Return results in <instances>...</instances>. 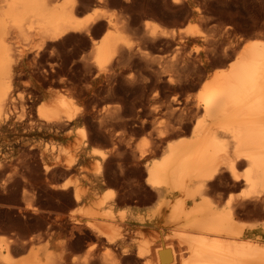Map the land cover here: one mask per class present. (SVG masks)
Returning <instances> with one entry per match:
<instances>
[{
    "label": "bare ground",
    "instance_id": "bare-ground-1",
    "mask_svg": "<svg viewBox=\"0 0 264 264\" xmlns=\"http://www.w3.org/2000/svg\"><path fill=\"white\" fill-rule=\"evenodd\" d=\"M96 1L107 2L108 0ZM84 2V0H0V176L4 177V184L8 180L12 181L11 179L17 175L20 176L22 182H28L30 179H34V176L30 178V175H34V171L37 169V165H35L36 169L34 168V170H32L30 167L32 165H30L31 163L26 156H24V153H20L21 155L19 154L17 157L15 156V150L10 147V140L7 137L9 132L13 131L18 135L16 136L17 138L23 136L22 139H24L25 135L33 133L52 135L53 132H59L65 126L70 125V123L75 122L79 118V114H77L78 112L76 111V108L74 109L75 106H73L74 101H72L74 92H70L71 88H76V85L74 86L73 82L72 84L70 83V91L62 87L64 88L63 90H66L64 93H56V96L57 94H60L53 102L50 100L52 99L51 97L49 99L50 103L48 102L47 104L39 106L36 115L33 114L35 116H31V109L28 111L26 117L22 116L23 114H21V116L20 114H15L17 106L15 97L17 88H19V85L21 84V77L28 73L32 76L34 83L30 81L33 83L31 86L32 90L30 91L34 95L39 93L43 86L40 79V72L37 69L38 67L30 66L31 68H28L29 65L26 64V60H28L27 52L25 51L26 48L24 49L19 44L21 47L16 49L15 44H18V42L23 39H35V41L45 44L44 46H47L48 48L52 44L50 41L54 42L58 39L62 40L73 31H84L87 33V31L92 28L93 24H97L100 19L106 18V24L103 25V27L106 26L104 33L99 38H91L92 42L90 41L92 44L91 47L93 48V63L100 69H103L113 56L115 57L117 55V62L122 63L126 60L131 61L130 58L133 54L138 55L136 52H139L141 57L144 58L149 65H152L156 61L158 66L154 69V74L159 76L160 74L162 76L165 72L167 73L168 70H170V65H177V61H174L173 59H168L167 61L169 63H166L163 59L156 58L155 55L154 57L150 56L147 47L157 46L164 38H167L165 41L171 44V41L175 40L178 36V40L175 41L176 43L173 49L176 56H178L180 54V49H182V44L184 43V34L182 35V33H185V31L182 29L176 30L174 28H167L154 20L147 19L144 21V24L142 23L144 32L142 31L143 34L136 38L137 42L135 45L137 46L134 48L129 36L130 34H128V32H130L128 31L130 26L127 21L120 17L121 13L118 15L119 12H108L104 8V10L97 8L92 12H87L85 15H80L81 10L83 11L86 4H84ZM93 4L95 6L97 3L94 2ZM106 5L108 6L107 3ZM87 6L88 5H86V7ZM99 6L101 7V5ZM89 7L91 6H88V8ZM119 11L121 12L122 10ZM127 16L129 17V15ZM94 28L96 29V26ZM133 32L135 33V30ZM195 32L194 29L187 30V34H194ZM258 35L256 34L255 36L247 38L236 51L233 60L228 63V66L219 68L204 79L195 95L187 96L183 101H180L175 97H171L168 100L166 109L170 114L177 117V123L180 124L183 119H190L191 121L194 118L192 125L191 123L188 125H191L190 136H180L176 140L171 142L168 141L163 147V155L156 159L152 157L154 160L149 159L151 156L149 157L150 152H148V149L138 148L140 150L136 149L138 151L136 152L137 154H132L134 159L132 162L129 160V164L132 163V166L129 165L130 167H128V169H131L132 174L139 172L141 175H145V182L143 181L145 184H141L138 187L144 190L145 194L148 195L147 198L138 197V202L141 204L143 201H150V199L156 197L158 198V201L153 207L143 210H132L131 214H129L130 212L128 213V215H130L129 219L128 217L126 218L123 211L122 213L118 211V213L115 206L118 199L121 198V195L118 194L119 192L116 194L114 192L105 191L104 193L99 194L98 187L102 181L106 180V174L103 173L98 174L97 176L94 174L96 177L84 182H78V180H76L77 183L72 184L69 183V181L57 186L61 189H67L71 186V203H76L75 205H77V203L82 204L79 211L75 212L72 210V212L70 211L71 213L69 217L67 216L68 219H70L69 221H71V227L69 243L68 241L67 243H63V247L66 250L65 258L62 257L64 259L62 261L63 264H91L97 254V252H95L96 250H93L99 249L96 246L100 247V245H105L111 250L118 248L122 255H128L131 249L126 246V236L131 232L133 233L135 229L142 230L146 227L164 228L166 229V236H161L160 243L153 238L157 243H144V245L141 243L142 246L137 247L139 248V250L137 249V256L144 258V264H264V226H260V232L252 234L251 232L255 231V223L245 224L242 219L239 220L238 218L240 212L245 210L249 213L253 211V214L255 212L257 215L264 211V35ZM168 38H170V40H168ZM65 40L64 42H66ZM144 42H148L147 45L143 46L142 44ZM62 44L64 45L63 41ZM162 48L163 47H161V49ZM135 49L138 51H135ZM185 54L180 56V60L178 58L179 62L185 67L188 65L191 66V64L197 62V59L191 57V54ZM137 55H135V57ZM198 57L200 58V56ZM34 60L36 59L34 58ZM122 64H120V66ZM190 66V69H194L193 66L192 68ZM85 67L86 66L84 65V68ZM189 68L186 69L189 70ZM173 69L175 68L173 67ZM86 71L87 68L85 72ZM172 77H174V74ZM63 79L66 80L65 78ZM68 79L69 78H67V80ZM64 82L62 81V83ZM26 83L29 84L27 81ZM111 83L107 82L106 84L107 91L109 92L115 89ZM79 92L81 91L79 90ZM108 93L106 95H108ZM46 94L51 96L52 91L49 90ZM76 94H78V92ZM23 110H25V108ZM172 127L174 128V126ZM184 127L186 128V126ZM178 133H181V131H177V134ZM118 137L122 138L120 135H118ZM128 143L130 142L128 141ZM127 148L129 149V146ZM48 151L45 146L40 152L39 160L42 162V173L49 176V174H52L54 170H57L56 168H59L60 165H62V167L64 166L67 171L73 168V162L62 163V161L57 158L58 156L52 163V157L49 155L50 151ZM117 151L118 150L116 149L115 152ZM36 153L38 154V152ZM151 153L155 154V152ZM28 154L32 157L35 155L34 152L30 151ZM128 156L129 155L127 154V159H129ZM127 159L125 161H127ZM122 162L119 161L118 163L120 170H123V168L126 167L123 166ZM103 165L104 167L106 166L104 163ZM18 166H21V168L24 166V170H20V167ZM112 167L114 168V165ZM103 170L105 171V168ZM103 170L102 172H104ZM126 171L128 172L127 169L125 170V173ZM92 174L93 173H91V176ZM37 175L38 174L35 171V176ZM39 177H41V175ZM134 177L133 179L129 178V181H132L130 183L138 181V179H134ZM35 178L38 179V176ZM44 178H42V182H47ZM229 178L236 182L233 184L245 187L249 191V194H247L249 196L246 195L241 198L223 199L222 196L219 195V188L221 184ZM21 180H15L17 186H20ZM31 182L33 181L31 180ZM48 182L47 185L49 186ZM49 183H52V179ZM52 185L53 187H56V185L51 184V188ZM133 185L134 184H132V186ZM230 185L231 184H229V186ZM7 186L10 187L9 185ZM8 187L7 191L3 193L6 194L7 192H10L9 196H7L14 197L17 194V190H10ZM123 187L121 189H123ZM27 191L28 189L24 185L22 188L23 199L26 198L27 193L30 192ZM123 191L126 194L124 192L122 194H124V196L127 195L125 198L128 199L136 193L134 187L128 186L127 190ZM246 198H249L250 200L252 199V203L249 204ZM120 200L122 201V199ZM14 201L13 203H15ZM136 202L137 201L135 200V203ZM31 203L32 202H28L24 208L28 209L32 207L34 211H36V207L30 205ZM20 208L22 207H19V209ZM38 211L39 210L37 209V212ZM15 223L16 222L14 221V225ZM247 229L250 230L251 234H248L249 232L246 231ZM76 231L78 233H76ZM82 232L95 239V242H93L88 237L90 241L96 245V248L93 250L89 249L87 252L84 251L86 254L83 256H76V250H80L83 245L81 246L80 243L74 242L82 236ZM161 233L164 235L163 232ZM32 240L31 238L21 240L20 244L23 243L22 249H28ZM15 242L16 241L13 238L11 240H5L0 236V264H52V253L47 249L40 250L34 248L30 250L26 256H16L14 254L16 247L13 248L11 244L13 243V245H15ZM18 247L20 246L18 245ZM111 250H109V252ZM105 254H107V252ZM105 254L103 252V254H100L102 256H97L101 258V260L111 263L114 260V255L111 256L108 253V255L105 256ZM129 256H126L125 259H128ZM98 257H96V259Z\"/></svg>",
    "mask_w": 264,
    "mask_h": 264
},
{
    "label": "rangeland",
    "instance_id": "rangeland-1",
    "mask_svg": "<svg viewBox=\"0 0 264 264\" xmlns=\"http://www.w3.org/2000/svg\"><path fill=\"white\" fill-rule=\"evenodd\" d=\"M84 1H85L84 4L86 3L85 7L86 5L91 7L88 8L87 6L86 10L84 7L83 11L86 13H84L81 10L80 15H85L87 14V12L88 13L92 12L94 9L97 8L101 10L105 9L108 12H116V13L119 12L118 15L121 13L122 16L120 15V17L125 21H127V23L130 26V29L127 30L130 31L128 32V34H130L129 36L131 38V42L134 48L135 46H137L135 45V43L137 42L136 38L142 35L144 32L142 23L144 24V21L147 19L154 20L160 23L161 25L166 26L167 28H174L176 30L182 29L183 31H185V33L184 32L182 33V35L184 34L183 35L184 43L182 44L181 47L182 49H180V54L179 55L177 54L178 56H176L173 50L174 45L176 43L175 41L178 40V36L175 40L171 41V44L165 41L167 38H164L163 41L159 42L157 46L147 47L150 56L152 57H154L155 55L156 58L157 57L161 58L166 63H169L167 61L168 59L169 60L173 59L174 61H177V65L174 66L170 65V70H168L167 73L166 72L163 73L162 76L161 74L160 76L154 74V69L157 68L158 66L156 61L154 62L156 64L153 63L152 65L151 64L149 65V63H147L145 59L141 57V54L139 52H136L138 53L139 56L137 54H133L130 58L131 61L126 60L125 62H122L123 64L117 62L118 60L117 55L115 57L113 56V58L107 63L106 66H104L103 69H100L93 63L92 60L93 48L91 47L92 46L91 40L93 38L94 39L99 38L104 33V31L106 30L105 28L106 26L103 27V25L106 24L105 23L106 18L100 19L101 22L99 20L98 21L99 24L98 22L97 24L96 23L93 24L94 25V26L92 25L93 29L90 28V30L87 31V33L84 31H80V32L73 31L70 32L69 35L64 37L67 40L63 38L62 40L58 39L54 42L50 41L52 44L50 43L51 46L48 47L49 49L47 48V46H44L45 44H41L35 41V39H23L20 41L22 43L18 42V44H15L16 49L21 46L24 49L26 48L25 51L27 52L26 54L28 59L26 60V64L29 65V67L28 65L27 67L28 68L38 67L37 69L40 72V79L43 85L41 87L40 92L34 95L30 91L32 90L31 86L34 83V79L32 78V76L28 73L21 77L22 80H20V83L22 85L20 84L19 88H17L16 97H15L17 106L15 110L16 112L15 111L14 112L16 115L20 114L21 116V114H23L22 116L26 117V115H28V111H30L31 109V116H35L39 106H41L42 104L43 105L47 104L50 100L53 102L56 99V97L60 94L59 93L56 96V93L58 92H61V94L64 93V91H66L63 90L64 88L69 90L72 82L74 86L76 85V88L74 89L71 88L70 89L71 91L69 90L71 93L74 92L73 93L74 97L72 99V101H74L73 106H75L74 109L76 108V111L78 112L77 114H79V118L75 122H72L70 123V125L65 126L59 132H53L52 135L33 133V134L25 135L24 139H22L23 136H21V138H17L16 136L18 135L15 134L13 131L9 132V134L7 135V137L10 140L9 141L11 145L10 147L13 150H15V156L17 157L20 153L21 154L24 153V156H26V158L31 163L30 165L33 166V167L30 166L32 170H34V168L36 169L37 167L35 171L38 174L37 175L38 179L35 178L37 177L35 176V171H34V175L32 174H31L32 176L30 175V178L34 176L33 177L34 179H30V180L28 179L29 180L28 182H22L20 176L17 175L14 176L15 178L13 177L11 179L12 181L8 180L7 181L8 183L5 182L4 184L5 179L4 177L0 176V192L2 193V194L0 193V199H1L0 200V236L5 240H11L13 238L16 241L14 243L16 246L13 245V243H11L13 248L16 247L15 248L16 251L14 252L16 256H26L29 253V251L34 248L40 250L47 249L49 252L52 253V264H63L62 263V261L64 260L63 258H65L66 256V250L63 247V243H67V241L69 243V238H70L69 233H70L71 221H69L70 219H68V217L72 212V210L77 212L79 211V209H81L82 206V204L77 203V205H75L76 203L73 202H72L73 204L71 203L70 201L72 199V195L70 196L72 191L71 186H69L67 189H61L60 187L57 186L61 185L64 182H69V181H70L69 183L72 184L77 183L76 180H78V182H84L86 180L93 179L98 174L103 173L106 174V180L102 181L101 184L99 185L98 187L99 194H102L105 191L114 192L116 194L119 192L118 194L121 195V198L120 197L119 198L122 199V201L118 199V202L115 206L117 212L119 211L120 213H122L123 211L126 218L128 217L129 219L130 215H128V213L130 212L129 214H131L132 210L135 209L143 210L153 207L158 201V198L156 197L150 199L151 202L148 200L141 202V204L140 202H138V197L147 198L148 195L145 194L144 190L138 187L141 184H145L143 183L145 175L144 174L141 175L139 172H136L134 173L136 175L135 176L134 174H132L131 169L130 170L128 169V167L132 166V163L129 164V162L130 161L132 162L134 159L132 154L138 152L137 150H140L138 148L148 149L149 150L148 152H150L149 157L151 156L149 159L154 160L163 155L162 153V150L164 149L163 147L168 143V141L171 142L173 140H176L180 136H184V137L190 136V126L192 125L194 118L191 121L190 119H185V120L183 119L180 122V124L177 123V117L173 116V114H170V112H168V110L166 109L168 100L171 97H175L176 99L183 101L187 96L195 95L197 90L202 85L204 79H206L209 75H211L219 68L228 66V63L233 60L236 51L240 48V46L244 43V41L247 38L255 36L256 34L257 35L259 34L258 36L264 35V0H177V1H173V0H135V1L112 0L111 1L110 0V2L109 0L107 2L104 1L97 2L96 0L95 1L84 0ZM94 2L97 3L95 4V6L93 4ZM102 3L105 4L103 5ZM106 3L108 4V6L106 5ZM99 5H101V7ZM88 9H90L91 11ZM119 10H122L123 12L122 11L120 12ZM127 15H129V17ZM95 26L96 29L94 28ZM136 28H138L139 31ZM133 29L135 30V33L133 32L134 31ZM191 29H194L196 32L194 34H187V30L189 31ZM95 30H97L98 32ZM74 32H76L77 34ZM64 40L66 42H64ZM168 40H170V38H168ZM62 41L64 45L62 44ZM147 43L148 42L146 43L144 42L142 45L145 46L147 45ZM160 46L163 48L161 49ZM135 51L138 50L135 49ZM183 51L184 52L186 51L185 52L186 54L187 53L191 54L192 55L191 57L197 59L198 63L196 62L194 63L195 65L191 64V66L188 65L185 67L182 63L179 62L181 58L180 56L182 54H185ZM36 52H38L39 54ZM135 55L137 56L135 57ZM198 56H200V58ZM34 58L36 60H34ZM80 58H82L83 60ZM120 64L122 65L120 66ZM84 65L86 66L85 68ZM189 66L191 68L193 66L194 69H190ZM173 67L175 69H173ZM86 68L87 71L85 72ZM186 68H189V70H187ZM171 70L173 73L171 72ZM92 71L94 72V74ZM173 74L174 77H172ZM63 78H65L66 80H64ZM67 78H69L68 79L69 82ZM26 81L29 82V84L26 83ZM30 81L33 83H31ZM62 81L63 82L65 81L67 83L65 82L62 83ZM107 82L110 83L112 82L111 85L113 84L115 89L113 87L114 90H111L110 92L107 91L106 88ZM68 83L71 84L69 85ZM49 90L52 91L51 96H48L46 94V92ZM79 90L81 92H79ZM77 92L78 94H76ZM107 93L108 95H106ZM51 97L52 99H50ZM24 108L25 110H23ZM189 123H191L190 126H188ZM175 124L177 130L175 128ZM171 125L174 126V128ZM184 126H186V128ZM177 131L178 132L181 131V133L177 134ZM118 135H120L122 138L118 137ZM128 141L131 144L128 143ZM125 142L129 146V149L127 148L128 146L126 145ZM45 146L47 151L48 150L50 151L48 152L49 155L52 157V163L53 161H55L57 156H58L57 158H59L62 161V163L73 162V168L70 169L71 171L68 170L69 171L68 172L67 169L64 168V166L62 167V165H60V167L59 168L57 167L56 168L57 170H54L52 174H49V176L42 173L43 172V169L41 170L42 162L39 160V158H40V152L42 151V149L45 148ZM114 149L115 150L117 149L118 151L115 152ZM29 151L34 152L35 155L32 157L31 155L28 154ZM36 152H38L39 156ZM151 152H155V154ZM66 154L68 157L66 156ZM127 154L129 155L128 156L129 159H127ZM115 155L117 158L115 157ZM125 156L127 161H125L126 160ZM115 161L117 164L115 163ZM119 161L122 162L123 166H126L127 168L124 167L123 170H120L118 167ZM103 163L106 165L105 167ZM35 165L37 166L35 167ZM113 165L114 168L112 167ZM18 167H20L19 168L20 170L21 169L24 170V166L22 168L21 166ZM103 167L105 168V171L103 170L104 169ZM125 168L128 170V172L126 171V173H125L126 170ZM102 170L104 172H102ZM91 173H93L92 176ZM117 173L120 175H118ZM128 173L129 174L131 173L132 176L131 174L129 175ZM94 174L96 176H94ZM40 175L41 177H39ZM45 175L48 177H46ZM133 177L134 179H138V181L135 183H130L132 181H129V178L133 179ZM42 178H44L47 182L49 180L51 181L52 179L51 184L56 185V187H53L52 185L51 188V184L49 183L50 181L48 182L49 184L48 186L47 182H42L43 181ZM14 179L16 181L17 179L21 180V184L23 186L21 184L20 186H17L16 181ZM229 179L226 180L223 184H221L219 188L220 190L219 195L222 196L223 199L241 198L242 196H246L247 194H249V191L245 187H243L242 185L238 186L236 184H233L236 182H234L231 178ZM31 180L34 183L31 182ZM10 184L11 185L13 184L12 187ZM132 184L134 185L132 186ZM229 184L231 185L229 186ZM7 185H9L10 187H8ZM24 185L26 186L28 191H30V192L27 191L28 192L27 196L30 198L26 196V198L23 199L22 188L24 187ZM42 186L43 187L45 186L44 188L46 189H44ZM127 186L134 187V189H136V193H134L129 199L125 198L127 197V195L124 196V194H122L124 192L123 190L125 191L127 190ZM7 187L10 190H17L16 192L17 194L15 195L16 197L15 196L8 197L10 192L9 193L7 192L6 194L3 193L7 191ZM122 187L123 189H121ZM4 199H6L7 201ZM124 200H126L127 203ZM135 200L137 201L136 203ZM246 200L248 201L249 204H251L253 201L252 199L251 201L249 198L248 199L246 198ZM13 201L15 203H13ZM26 201H28L29 203L32 202L30 205L36 207V211H34L32 207L28 209L24 208L25 205L28 203ZM10 202L12 205L10 204ZM19 207L22 208L19 209ZM37 209L39 210L38 211L39 213L37 212ZM45 211L48 212L46 213ZM239 215H240L238 217L239 220L242 219L245 224L255 223L254 224V226L256 225L255 231L254 232L252 231L251 232L252 234L260 232L261 230L260 228L264 226V211L261 212L260 214L258 213L257 215L255 212L253 214V211L249 213L248 211L245 210L240 212ZM14 221L16 222L15 225H14ZM163 229L146 227L142 230L135 229L133 233L131 232L129 235H127L126 246L127 248L131 249L130 250L131 255L130 252L128 255H124V254L122 255L121 251H119L118 248H114L111 250L107 248L105 245H100V247L96 246L93 243L95 242V239L91 238V236H87L88 234H84L82 232V236H80V238H78L77 241L74 243H80L81 246L82 245L83 246L80 249L81 251L76 250L75 254L76 256H83L86 254L87 250L89 249L93 250L94 248L98 247L99 249L93 250V251L96 250L95 252H97L96 257L98 256L100 257L102 256L100 255L101 253L103 254L104 252L105 254L107 252L105 256L108 255V253L111 256L114 255L113 256L114 260L110 263L101 260V258L99 257L97 259L95 257L92 260L91 264H144V258L137 256V252L139 250V248L137 247H141L142 246L141 243H143V245L144 243H153V242L157 243V241L158 243H160L161 238L166 236V229L164 230ZM246 231L249 232L248 234H251L250 230L247 229ZM161 232H163L164 235H162ZM76 233L78 232L76 231ZM88 237L93 242H91ZM28 238L29 239L31 238V240L32 239L33 240L30 242L31 245H29V248L28 249L25 248L24 250L22 249L23 243L20 244V242L21 240H25ZM153 238L156 239L157 241H155ZM17 244L20 247H18ZM109 250L111 251L109 252ZM126 256L127 257L129 256V258L125 259Z\"/></svg>",
    "mask_w": 264,
    "mask_h": 264
}]
</instances>
